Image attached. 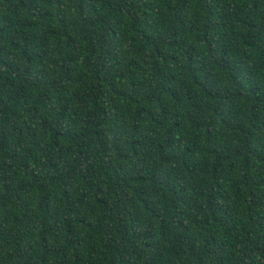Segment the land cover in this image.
<instances>
[{
  "label": "trees",
  "instance_id": "obj_1",
  "mask_svg": "<svg viewBox=\"0 0 264 264\" xmlns=\"http://www.w3.org/2000/svg\"><path fill=\"white\" fill-rule=\"evenodd\" d=\"M0 264H264V0H0Z\"/></svg>",
  "mask_w": 264,
  "mask_h": 264
}]
</instances>
